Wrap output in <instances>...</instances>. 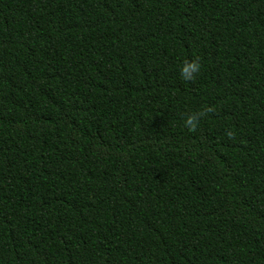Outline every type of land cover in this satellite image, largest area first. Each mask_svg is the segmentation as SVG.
Here are the masks:
<instances>
[{
	"label": "trees",
	"instance_id": "obj_1",
	"mask_svg": "<svg viewBox=\"0 0 264 264\" xmlns=\"http://www.w3.org/2000/svg\"><path fill=\"white\" fill-rule=\"evenodd\" d=\"M0 264H264V0H0Z\"/></svg>",
	"mask_w": 264,
	"mask_h": 264
},
{
	"label": "clouds",
	"instance_id": "obj_2",
	"mask_svg": "<svg viewBox=\"0 0 264 264\" xmlns=\"http://www.w3.org/2000/svg\"><path fill=\"white\" fill-rule=\"evenodd\" d=\"M200 71V64L196 61L185 63L180 71L181 78L190 81ZM198 126V117L196 115H188L183 118V127L194 131Z\"/></svg>",
	"mask_w": 264,
	"mask_h": 264
}]
</instances>
